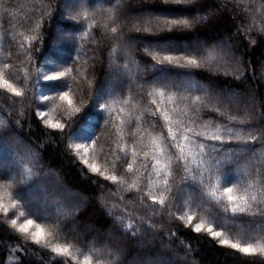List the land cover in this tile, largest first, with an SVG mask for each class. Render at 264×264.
<instances>
[{
	"label": "trees",
	"instance_id": "1",
	"mask_svg": "<svg viewBox=\"0 0 264 264\" xmlns=\"http://www.w3.org/2000/svg\"><path fill=\"white\" fill-rule=\"evenodd\" d=\"M90 1L65 15L64 0H0V153L22 144L19 171L0 169L15 204L0 208V264H154L158 243L188 260L174 264H264V0ZM109 66L127 82L99 97ZM56 175L83 206L28 204L24 189L55 190ZM114 225L128 238L113 244Z\"/></svg>",
	"mask_w": 264,
	"mask_h": 264
},
{
	"label": "rangeland",
	"instance_id": "2",
	"mask_svg": "<svg viewBox=\"0 0 264 264\" xmlns=\"http://www.w3.org/2000/svg\"><path fill=\"white\" fill-rule=\"evenodd\" d=\"M78 1H81V0H64V7H63L64 14L68 15L70 10L74 7L75 4L78 3ZM90 2H91L90 0H84V4H87V3H90ZM63 31H65V30H63V29L61 30L60 27L57 28V32H56V36H55V41L56 42H61V40L63 39L62 36H63V34H65ZM170 44L171 45H176V43H174V42H170ZM179 45L184 47V48H186L187 46L191 47V48H196L197 47L196 44L195 45H187L185 43H181ZM106 71H107L106 72L107 76H106L104 82L102 83L101 90L99 92V97L110 91L109 89L111 88V86L108 84L109 81L111 83H113L115 88H117V89L118 88L121 89V86H123L125 84V82H127L126 76L123 75L119 70H116L115 67L109 66V67H107ZM158 77L159 78H156V80L167 81V80L170 79V78H168L169 76H168L167 72H161ZM182 83H183V81H182ZM216 92L219 93V91H216ZM244 98L247 99V96L244 95ZM252 106L253 105H250L251 108H253ZM9 140L13 144H12V146L10 145L8 147L9 150L11 149L10 152L8 153L9 155H7L6 153H0V169H4L5 168V169H7L8 173L10 175H12V173L15 172V170H18V165L15 163L16 153L14 152V154H12L11 151H12V149L14 148V146L16 144L17 145L19 144V146H20L21 142H19V139L17 137H14V136H13V138L12 137L9 138ZM24 148H26L27 150H32L33 147L31 145L24 144ZM97 165L98 164H95L93 166H97ZM47 172L46 171L44 172V177H45L46 181H47L48 177H51ZM55 181H56L55 184L57 185L58 188H55V190H52V191H50L49 188H45V187L41 186V184H39V183H37L33 187L24 189L23 195L27 199L28 204H30L32 207H35L37 210H40V211L44 210L45 211V209H41L40 207H38V201H42L43 199L46 200V198L48 196H52V195L58 193L60 199H63L64 202L71 203L72 205L83 206L82 205V198L80 197L79 194L71 193V192L67 191L65 188H62L61 186L63 185V183L60 181L58 176L55 179ZM42 182H43V180H42ZM62 190L65 193H63ZM6 194H5V190L2 187V185H0V208H4L5 210H11L15 204L13 203L12 199H10L9 196L6 195ZM6 197H8V198H6ZM50 199H52V198H50ZM56 208H57L56 207V203L52 202V203H50L48 205V209L47 210H50L52 212L53 210L55 211ZM48 215L49 214H47V216ZM27 220H28L27 218L21 220L19 222V226L20 227L27 226L28 231L30 233H35L37 231H40L41 232V236H44V237L47 236L48 229L44 225L39 227L34 222H33L32 225H27ZM92 230H93L92 233H93L94 236H95V234L101 233V231L97 230L95 227L92 228ZM106 236L108 237V239L113 244L117 243L115 239H118V238L127 239L128 238L126 233L118 225H114L112 230L106 231ZM156 241H157L156 236L154 234L148 233V234H143L140 238L135 239V241H133L132 243H134V245H136V247H138L142 251L144 249L149 250L150 248H152ZM157 245L159 246V251H160L159 254H162V255H159L158 253L156 254L157 256L152 259L154 261V264H158V263H160V264H174L173 261H175V260L188 261L185 256L178 255L175 252H172V254H171L172 255V261H170L169 260L170 256L168 257L167 254H166V252H168V250L170 251L169 246L168 245H163V244H160V243H158ZM117 246L122 251L121 253H122L123 256L129 254L127 251H125L123 249V247L121 245L118 244ZM137 262H140V261L139 260L136 261V262L133 261L130 264H137Z\"/></svg>",
	"mask_w": 264,
	"mask_h": 264
},
{
	"label": "snow or ice",
	"instance_id": "3",
	"mask_svg": "<svg viewBox=\"0 0 264 264\" xmlns=\"http://www.w3.org/2000/svg\"><path fill=\"white\" fill-rule=\"evenodd\" d=\"M172 22L173 23H178V21H172ZM113 31H115V29H113ZM164 59L169 61V62H171V58L170 57H165ZM190 63L191 64H196V61L195 60H191ZM55 68H56V65L52 64V65L49 66V71H55ZM59 75L62 77L64 75V73L61 72ZM57 78L58 77H53V76L47 77L48 80H54V79H57ZM5 84L7 85V81H5ZM7 86L11 87L10 85H7ZM13 91H15V90L13 89ZM16 94L19 95L18 92ZM56 127H59V125H56ZM85 163H86V161H85ZM93 170L94 171L96 170L95 166H93ZM232 192H233V188L232 187H225L224 188V193L227 194V199H228L229 202H233V201H235L237 199V197L231 195ZM213 195H214V193H213ZM251 199L253 201H255L256 197L252 196ZM239 200L241 201V203H247V201L245 200L244 196H240ZM231 211L233 213H236V212L245 213L247 211V209L245 207H242L240 204H237L235 207H233L231 209ZM12 223L15 224L16 221L13 220ZM32 224H33V220L32 219H28L27 220V225H32ZM20 230L23 231V232H27L28 228H27V226H22ZM196 231H200V228L197 227ZM209 231H211V229H209ZM220 235H221L220 232L213 233L214 237H219ZM33 236L36 238L37 242H39V238L41 236V232L37 231V232L33 233ZM221 243L222 244H228L229 242L227 240H223V241H221ZM231 247L234 248V249H238L240 252H242L244 254H253L256 251V249H254L251 245H247V246L241 247L239 244L233 243L231 245ZM53 251L54 252L55 251H60V249H53ZM63 251H67V249H63ZM260 251H264V249H260Z\"/></svg>",
	"mask_w": 264,
	"mask_h": 264
}]
</instances>
